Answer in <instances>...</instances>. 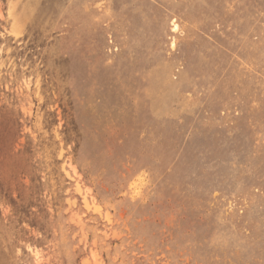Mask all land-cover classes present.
I'll use <instances>...</instances> for the list:
<instances>
[{"label": "rangeland", "instance_id": "1", "mask_svg": "<svg viewBox=\"0 0 264 264\" xmlns=\"http://www.w3.org/2000/svg\"><path fill=\"white\" fill-rule=\"evenodd\" d=\"M0 264H264V0H0Z\"/></svg>", "mask_w": 264, "mask_h": 264}, {"label": "bare ground", "instance_id": "2", "mask_svg": "<svg viewBox=\"0 0 264 264\" xmlns=\"http://www.w3.org/2000/svg\"><path fill=\"white\" fill-rule=\"evenodd\" d=\"M174 28H175V29H178V28H179L178 23H174Z\"/></svg>", "mask_w": 264, "mask_h": 264}]
</instances>
